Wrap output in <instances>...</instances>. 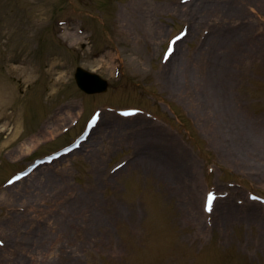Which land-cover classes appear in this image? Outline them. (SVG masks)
<instances>
[{
    "label": "rangeland",
    "instance_id": "1",
    "mask_svg": "<svg viewBox=\"0 0 264 264\" xmlns=\"http://www.w3.org/2000/svg\"><path fill=\"white\" fill-rule=\"evenodd\" d=\"M178 1L0 0V264H264V210L246 202L248 190L264 195V0H211L190 15ZM186 23L168 77L161 52ZM218 56L225 74L207 87ZM76 66L108 89L85 95ZM129 106L143 110L133 122L150 123L125 127L115 109ZM94 107L101 118L88 143L20 191L6 189L10 174L67 142ZM233 107L255 145L244 157L233 144ZM110 123L126 129L86 156ZM150 144L166 150L161 169L136 158ZM41 169L52 180L39 183ZM207 188L227 190L237 207L222 215L218 201L207 217ZM36 251L48 255L37 261Z\"/></svg>",
    "mask_w": 264,
    "mask_h": 264
},
{
    "label": "bare ground",
    "instance_id": "2",
    "mask_svg": "<svg viewBox=\"0 0 264 264\" xmlns=\"http://www.w3.org/2000/svg\"><path fill=\"white\" fill-rule=\"evenodd\" d=\"M211 4V0H189V1H187V2H185V3H181V5L180 6H182V7H186V9H185V11H183V13H184V15L185 14H188V15H190L191 13H193V12H195V13H201V9L202 8H204V7H207V6H209ZM240 4L241 3H237V5L236 6H234L228 13L229 14H232L233 12H236L237 13V11L235 10V8H238L239 6H240ZM249 10H251V11H253L251 8L249 9ZM254 12V11H253ZM237 15H241V14H237ZM247 15V12H243L242 13V17L247 21L248 20V18H249V16H246ZM188 26H189V28H190V24H188ZM193 27V26H192ZM225 32H226V29H225ZM228 34H230V36H233V34L234 33H232V32H228ZM158 35H159V33H158ZM187 35V34H186ZM236 35V34H235ZM156 39V37L154 38V40ZM182 41H185L184 40V37L182 38V39H180L179 41H177V43L179 42H182ZM246 41H244V43H245ZM224 45H226L224 42H221L220 43V45H219V47H220V49L221 48H223V46ZM175 52H176V49L172 52V54L170 55V57L168 58V60H167V62L164 64V65H162L161 67H162V69L163 70H166L167 71V76L168 77H171L174 73H175V71H174V69H171L172 68V59H173V55L175 54ZM221 52H222V50H221ZM245 55V54H244ZM222 56H225V53H222ZM224 59H225V57H220V56H218V57H215V59H213L211 62H210V64H209V70L207 71L208 73V75H207V77H208V79H209V81L207 80V82L205 83V84H209L207 87H212V88H216V86H219V81L218 80H216L215 79V77L217 76V74H225L224 73V66H225V64H224ZM176 66H180V65H178V63H177V65ZM226 69H230L229 68V64H227L226 63ZM228 71V70H227ZM210 82V83H209ZM220 91V90H219ZM212 92V91H211ZM208 93V95L207 96H209L210 98L212 97H214L215 95L213 94V93ZM220 93V92H219ZM220 96H218V98H219V100L221 101V106L225 109V111H226V108L225 107H229L228 105L229 104H227V101L228 100H230L229 99V97H227V95L225 94V93H221V94H219ZM200 96V95H199ZM219 100H218V102H219ZM227 110H228V108H227ZM230 111V110H229ZM237 112H238V110H237V108L235 107H233L232 109H231V111H230V117H232V119H233V121H231L232 123L231 124H233V125H236L235 126V131H234V133L237 135V136H233V139H234V147L236 148V150H237V152H241L240 153V156L241 157H244L245 155H246V150L248 149V148H250V147H254L255 145L253 144V140L250 138V137H248L247 135H245V133H244V130H243V127L241 128V126H238V124H237V122L239 123V120H240V118H239V115H237ZM64 113H66V117L64 116V118H62L60 121H59V123L60 122H63L65 119H67L71 114H70V112H68L67 110L66 111H64V112H59V114H58V117H57V119H59V116L60 115H63ZM229 117V118H230ZM121 118H123V117H121ZM120 118V119H121ZM124 120H126L125 122H124V124H131V123H133V120H129L130 118H128V117H126V118H123ZM142 119V120H141ZM141 119H139L138 121H136V122H134V124L136 123H139V125H144L145 123H150L149 121H147L146 119H143V118H141ZM238 120V121H237ZM235 121V122H234ZM120 122H122V121H120ZM58 124V123H57ZM56 124V122L53 124V125H50L47 129H44V131H51L50 129H52V128H54V126H56L57 125ZM134 124H132V125H130V126H125V127H131V128H133L134 127ZM123 125V124H122ZM108 126H112L110 129H106V131H103L96 139H95V141L93 142V144H92V146L90 147V149L88 150V152L86 153V156H91V155H93L94 153H97L98 151H100L101 150V148H102V146L104 145V143H105V141H106V139L107 138H110V136H111V134H112V129L114 130V129H116L117 128V124L116 123H110ZM125 127H119V128H117L119 131L120 130H124V129H126ZM21 131V130H20ZM18 133H20V132H18ZM18 135V134H17ZM89 142V139L86 141V143H88ZM109 143H114V140L112 141V140H110L109 141ZM22 146H24V145H22ZM21 146V147H22ZM149 150H146V148H145V150H143V151H140V155H137V157L136 158H140L141 160L139 161V163H148L149 165H153V166H155V167H158V168H162L164 165H165V163H167V161H168V155L166 154V150L164 149V148H162L161 146H158V145H154V144H150L149 145ZM255 148V147H254ZM138 150H140V149H138ZM77 152V151H76ZM142 152V153H141ZM74 154H75V152H74ZM242 154V155H241ZM61 158V157H60ZM144 165V164H143ZM64 168H65V166H64ZM35 175V174H34ZM47 179H49V180H52V177H50V175L48 174V173H46V171H43V169H41L39 172H38V175H37V178H36V180H38L39 181V183H41V182H43V181H45V180H47ZM26 180H24L23 178L21 179V180H19V181H17V182H14L11 186H9V187H7L6 189H10V190H13V191H15V192H18V191H20V190H18L17 188L16 189H14V187H16L19 183L21 184V183H24ZM55 181V180H54ZM44 183V182H43ZM35 185H37V183H35ZM25 192H27V191H25ZM84 198V197H83ZM83 198H81V195L79 196V197H75L73 200V202L72 203H77L75 206H77V205H79L78 204V202H80L79 200H82L81 202H83ZM78 199V200H77ZM219 202H221V203H224L223 204V206H222V208H221V212L223 213L222 215H226V213L229 211V209H232V208H236L237 207V205H235V203L233 202V200H231V199H229V200H225V199H220L219 200ZM81 206H83V208L82 209H84V206H85V204H82ZM195 207H197V205H195ZM85 208H87V206L85 207ZM224 219V218H223ZM44 233H41V234H39V237H46V236H41V235H43ZM37 252V254L35 255V256H33V258L36 260L37 259V261L40 259V260H42L41 258H44L45 256H47L48 255V253H44L43 255L44 256H42V254L40 253V252H38V251H36ZM54 254V253H53ZM54 256H55V254L53 255V257H52V253H51V255L49 254V258H54Z\"/></svg>",
    "mask_w": 264,
    "mask_h": 264
},
{
    "label": "water",
    "instance_id": "3",
    "mask_svg": "<svg viewBox=\"0 0 264 264\" xmlns=\"http://www.w3.org/2000/svg\"><path fill=\"white\" fill-rule=\"evenodd\" d=\"M76 80L78 85L86 91H96L105 88V82L96 75L87 73L81 69L76 71Z\"/></svg>",
    "mask_w": 264,
    "mask_h": 264
},
{
    "label": "snow or ice",
    "instance_id": "4",
    "mask_svg": "<svg viewBox=\"0 0 264 264\" xmlns=\"http://www.w3.org/2000/svg\"><path fill=\"white\" fill-rule=\"evenodd\" d=\"M209 199H211V197H209Z\"/></svg>",
    "mask_w": 264,
    "mask_h": 264
}]
</instances>
